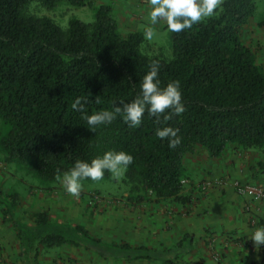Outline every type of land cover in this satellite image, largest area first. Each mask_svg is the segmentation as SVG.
<instances>
[{"label": "trees", "instance_id": "16d2710c", "mask_svg": "<svg viewBox=\"0 0 264 264\" xmlns=\"http://www.w3.org/2000/svg\"><path fill=\"white\" fill-rule=\"evenodd\" d=\"M47 8L58 2L94 8V19L71 16L65 28L47 16L27 14L28 3ZM256 10L255 0H221L214 15L191 28L171 31L170 58L141 51L144 31L121 36L109 3L93 0H0V154L49 182L61 180L76 160L90 161L109 149L131 153L124 180L155 197L180 195L183 157L196 146L218 157L229 144L264 149V68L241 40ZM158 67L161 85L178 80L184 111L164 121L145 110L129 126L116 113L89 129L85 114L114 111L140 95V80ZM79 98L82 108H73ZM166 111H168L166 109ZM177 129L169 147L156 129ZM253 169L264 175V158ZM255 171V170H254ZM105 170L99 180L110 179ZM86 181H96L83 178ZM140 199V198H138ZM13 223L26 264H37L42 248L74 246L124 259L150 258L153 250L126 241L106 242L83 223H54L40 210L34 222ZM169 261V260H168Z\"/></svg>", "mask_w": 264, "mask_h": 264}, {"label": "rangeland", "instance_id": "374dc122", "mask_svg": "<svg viewBox=\"0 0 264 264\" xmlns=\"http://www.w3.org/2000/svg\"><path fill=\"white\" fill-rule=\"evenodd\" d=\"M93 2L112 5V12L117 21V33L121 36L134 29L145 31L150 26L146 15L148 7L145 6L148 0H93ZM255 2L254 15L242 27L240 36L242 42L252 51L257 63L264 68V0H255ZM25 12L34 16H47L62 28L67 26L71 16L85 22H91L94 19L93 7H74L64 1L58 2L52 8L32 1L26 6ZM151 27L153 36L151 39L144 38L140 45L141 51L150 56L160 55L170 58L172 55L171 31L163 21ZM239 147L238 144H229V148L232 149ZM197 148L205 150L202 146ZM243 150L253 156L250 174L259 173L253 168L258 160L264 158V149L243 148ZM262 175L261 177L264 176ZM201 181L203 179L198 180L197 183ZM257 183L260 185V182ZM187 184H189L188 180L184 185ZM195 184L196 182L193 183V189ZM262 184L264 185L263 181L261 186ZM154 199L155 197L150 193L125 181L123 174L119 177L112 175L106 180H81L78 194H71L66 191L62 179L49 182L27 167L17 163H5L0 154V264H22L19 259V244L15 236V228L7 214L19 223L32 225L35 213L44 210L54 223L62 222L71 225L80 222L92 234L102 239L117 237L116 240H118L123 221L128 220L125 224H129L130 221L135 223L136 214H139L136 207L143 203L155 202ZM263 201L264 199L253 206H261ZM249 202L247 199L244 205ZM249 224L258 226L257 217L253 223L249 221ZM213 254L217 259L218 253L215 251ZM39 261L40 264H115L114 261L101 257L91 250L70 245L42 248Z\"/></svg>", "mask_w": 264, "mask_h": 264}, {"label": "crops", "instance_id": "0c3cea01", "mask_svg": "<svg viewBox=\"0 0 264 264\" xmlns=\"http://www.w3.org/2000/svg\"><path fill=\"white\" fill-rule=\"evenodd\" d=\"M145 6L148 7V2ZM252 159L241 146L232 149L228 145L218 157L209 156L206 149L198 150L196 146L182 162L184 178H188L189 184L183 186L180 195H190L189 201L169 197L143 203L136 207L139 214L135 223L123 221L118 240L117 237L102 239L143 245L153 250L152 257L107 259L115 264H264V245L257 249L249 238L251 230L257 227L249 224V217H257L258 226L264 225V201L261 206H253L259 203L253 202L247 211L243 205L249 196L235 188L236 182H260V185L264 182L263 175L250 174ZM201 179L210 181L205 192L193 189V183ZM17 242L19 259L26 264L18 238ZM39 257L40 254L37 264Z\"/></svg>", "mask_w": 264, "mask_h": 264}, {"label": "clouds", "instance_id": "9594fccd", "mask_svg": "<svg viewBox=\"0 0 264 264\" xmlns=\"http://www.w3.org/2000/svg\"><path fill=\"white\" fill-rule=\"evenodd\" d=\"M221 4V0H148L147 20L150 26L145 29L144 35L147 39L153 36L151 25L159 21L166 23L172 32L191 28L196 22L214 15V10ZM140 95L130 102L123 103L122 107H115L114 111L104 110L85 114L89 129L95 130V126L111 122L116 113H122V118L129 126L135 127L141 123L145 110L156 115L164 113L163 119L167 121L173 113L179 115L184 111L181 100V91L178 80H172L161 85L158 76V67L155 62L153 66L143 75L140 80ZM82 108L80 99L77 98L72 107ZM166 109L168 111H166ZM177 129L171 126H163L156 129V135L160 138L168 137L169 147H175L180 142L176 135ZM133 161L131 153L124 150L109 149L102 155L92 158L90 161L76 160L74 166L62 177L63 186L71 194H78L83 178L99 180L108 170L114 177H119ZM249 238L253 241L255 248L264 245V225L251 230Z\"/></svg>", "mask_w": 264, "mask_h": 264}, {"label": "built area", "instance_id": "2783aa9c", "mask_svg": "<svg viewBox=\"0 0 264 264\" xmlns=\"http://www.w3.org/2000/svg\"><path fill=\"white\" fill-rule=\"evenodd\" d=\"M181 182L183 184L187 183L186 179H182ZM210 186V181L208 180H203L201 182H198L195 184L194 189L197 192H205ZM235 188L237 189L238 192L247 194L249 196V203H246L244 205V208L247 211H250V206L253 202H258L262 199H264V187L258 184H249V183H240L236 182L235 183ZM249 221L253 223L255 221V217H249ZM213 239V238H211Z\"/></svg>", "mask_w": 264, "mask_h": 264}]
</instances>
